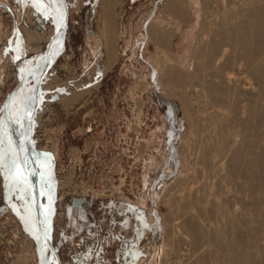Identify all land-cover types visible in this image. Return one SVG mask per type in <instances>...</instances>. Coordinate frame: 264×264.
I'll return each instance as SVG.
<instances>
[{
    "label": "rangeland",
    "instance_id": "374dc122",
    "mask_svg": "<svg viewBox=\"0 0 264 264\" xmlns=\"http://www.w3.org/2000/svg\"><path fill=\"white\" fill-rule=\"evenodd\" d=\"M203 1L116 0L112 14L118 60L109 68L102 0H66V32L42 75L41 118L34 128L44 213L49 192L56 204L48 229L54 249L47 247V264H175L170 253L190 247L174 242L169 233L176 217L171 192L186 167L200 172L199 182L215 184L216 178L207 176L209 140L199 122L213 108L222 111L202 86L190 82L206 4L212 2ZM4 2L0 0V264H42L35 256L39 229L32 182L12 131L23 125V106L36 81L31 69L46 52L33 49V34L42 29L53 37L59 23L50 0H21L20 12ZM168 65L178 68L183 81L168 72ZM70 96L74 101L67 105ZM231 119L241 141L252 125L247 130ZM232 149L225 150L224 172H229ZM246 177L239 175V180ZM233 178L227 175L224 186L242 189ZM238 206L247 204L242 200ZM257 229L263 232L264 223ZM178 230L181 235L184 228Z\"/></svg>",
    "mask_w": 264,
    "mask_h": 264
},
{
    "label": "bare ground",
    "instance_id": "6f19581e",
    "mask_svg": "<svg viewBox=\"0 0 264 264\" xmlns=\"http://www.w3.org/2000/svg\"><path fill=\"white\" fill-rule=\"evenodd\" d=\"M6 1L8 2H4L6 7L9 9L12 7L14 11L20 12L21 0ZM50 1L54 7L56 21L59 23L58 27L64 26V29L51 45L50 53L43 61L46 69L49 67L52 54H57L61 50L66 32L64 23L68 15L66 0ZM115 2L116 0H102L106 21L104 45L109 68L118 60V35L114 13L112 14ZM206 7L208 11L205 12L207 15L196 47L198 49L196 68L191 74L190 82L202 86V92L209 98L211 104L216 108H222V111L214 108L212 112L208 111L209 114H204L206 117H202L199 122L203 135L209 140L207 157L204 158L208 167L207 176L213 178L212 180L216 178L218 184L216 181L215 184L218 186L216 189L213 183L215 188L213 186L212 188L208 180L199 182L200 172L190 171L188 167L184 169L186 173L179 176L175 191L171 192L175 207L172 199L170 202L176 211V217L174 215L173 222L169 224V233L171 232L174 242L190 247L187 251L170 253V258H173L175 264H264V231L257 229L261 222L264 223L262 210L264 182L263 185L260 184V179L264 177V0H212ZM44 32L41 29L33 34V49L36 51L50 47L52 35L46 36ZM152 33H156V30ZM174 34V31L168 33L171 44ZM167 67L169 73L180 77L176 66ZM38 71L36 66L31 69L34 74H38ZM41 97L39 95L32 103L31 115L38 108ZM71 97L72 100L68 99L70 101L67 105L73 103L74 97ZM39 114L37 109L31 120L30 130L26 126L27 114H23V128L21 125L19 128L14 125L12 131L15 140L21 146L22 161L28 168L29 176L27 174L26 178L29 182L34 173H37L38 177L41 176L37 167L40 153L34 154L31 139L34 136L33 141L37 147L34 128L41 118ZM232 116L244 129L252 125V129H247L248 133L244 134L240 142L236 139L235 129L231 127V124L236 125L235 122L231 123ZM229 146L233 148L232 158L229 172H224L223 158ZM250 150L255 154L253 152L252 156H249L247 152ZM227 175H231L232 178L234 176V183L237 182L246 192L241 193L239 191H242L241 188H236L238 191L230 188L234 190L231 191L224 186L223 180ZM239 175H246V181H240ZM198 182L199 187L196 188ZM11 185H8L9 189L7 188L10 192ZM48 185L51 187L52 184ZM53 196L54 194L49 192L50 202L45 213L44 206L41 205L44 231L39 233V248L35 256H40L42 264H47L48 245L45 237L50 235L52 227L50 213L51 208L56 205ZM167 198L170 199L169 196ZM242 200L250 207L240 208L238 202ZM44 215L48 218L47 222L49 220V228ZM180 226L190 236L187 237L184 231L186 237L181 232L182 236L179 232L176 234V229L178 230Z\"/></svg>",
    "mask_w": 264,
    "mask_h": 264
},
{
    "label": "water",
    "instance_id": "95a60500",
    "mask_svg": "<svg viewBox=\"0 0 264 264\" xmlns=\"http://www.w3.org/2000/svg\"><path fill=\"white\" fill-rule=\"evenodd\" d=\"M64 25H65V29H66L67 22H65ZM63 27L62 28L58 27L57 32L55 33V35L51 39V42L49 45L50 47H48L46 49V52L41 56L39 61L34 65L39 69L38 74H36V76H35V80H36L35 81V87H34L33 92L30 94V96H28V98L25 100V103L23 106V114L24 115L27 114V115H25V118L27 117V119H28V120H26V124H27L26 126H28L27 127L28 130H30V128H31V120H32L30 108L32 106V103L35 102L37 100V98L39 97V93H40L39 92L40 91L39 86L41 83V78H42V75L44 74V72L46 71V67H45V65H43V61H44L45 57L50 53L51 45L54 44V41L56 40L57 36L63 31V29H64ZM34 66H32V67H34ZM31 139H32L33 147H35L33 138H31ZM33 150L35 152L34 154L37 155L38 153H37L36 149L34 148ZM33 173H34V171H33ZM31 182H32V191H33V203H34V206L36 208V216H37V221H38V229H39V233H43L42 230L44 231V223H43V214L41 213V205L42 204H41V200H40V186H39L40 181H39V177H38L37 173L36 174L34 173V176L32 175ZM49 236L48 237L46 236L47 238L45 237V240H46L47 245L51 246ZM51 248L54 249L52 246H51Z\"/></svg>",
    "mask_w": 264,
    "mask_h": 264
},
{
    "label": "built area",
    "instance_id": "2783aa9c",
    "mask_svg": "<svg viewBox=\"0 0 264 264\" xmlns=\"http://www.w3.org/2000/svg\"><path fill=\"white\" fill-rule=\"evenodd\" d=\"M91 257H92V256H90V258H89V259H91Z\"/></svg>",
    "mask_w": 264,
    "mask_h": 264
},
{
    "label": "crops",
    "instance_id": "0c3cea01",
    "mask_svg": "<svg viewBox=\"0 0 264 264\" xmlns=\"http://www.w3.org/2000/svg\"><path fill=\"white\" fill-rule=\"evenodd\" d=\"M0 7H1V5H0Z\"/></svg>",
    "mask_w": 264,
    "mask_h": 264
}]
</instances>
